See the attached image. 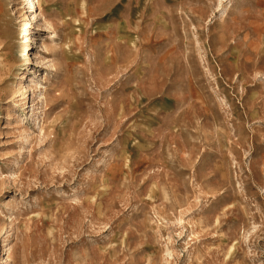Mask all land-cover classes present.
<instances>
[{
	"label": "rangeland",
	"instance_id": "rangeland-1",
	"mask_svg": "<svg viewBox=\"0 0 264 264\" xmlns=\"http://www.w3.org/2000/svg\"><path fill=\"white\" fill-rule=\"evenodd\" d=\"M35 2L0 0V264H264V0Z\"/></svg>",
	"mask_w": 264,
	"mask_h": 264
},
{
	"label": "bare ground",
	"instance_id": "bare-ground-1",
	"mask_svg": "<svg viewBox=\"0 0 264 264\" xmlns=\"http://www.w3.org/2000/svg\"><path fill=\"white\" fill-rule=\"evenodd\" d=\"M26 1H27V5H28L27 13L30 14V22L33 23L35 20L34 13L36 11V2H35V0H26ZM28 55H29V53L26 54V56H28Z\"/></svg>",
	"mask_w": 264,
	"mask_h": 264
}]
</instances>
